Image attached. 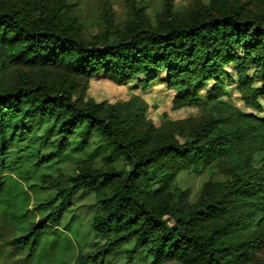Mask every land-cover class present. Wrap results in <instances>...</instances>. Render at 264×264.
I'll list each match as a JSON object with an SVG mask.
<instances>
[{
    "label": "trees",
    "instance_id": "obj_1",
    "mask_svg": "<svg viewBox=\"0 0 264 264\" xmlns=\"http://www.w3.org/2000/svg\"><path fill=\"white\" fill-rule=\"evenodd\" d=\"M172 2L156 23L132 3L126 29L87 39L65 3L0 0V250L39 261L62 227L78 235L74 205L92 195L94 240H75L76 264H251L264 251V5ZM97 75L161 81L206 115L162 129L140 98H87ZM231 85L253 111L226 99ZM184 171L211 174L195 201Z\"/></svg>",
    "mask_w": 264,
    "mask_h": 264
},
{
    "label": "rangeland",
    "instance_id": "obj_2",
    "mask_svg": "<svg viewBox=\"0 0 264 264\" xmlns=\"http://www.w3.org/2000/svg\"><path fill=\"white\" fill-rule=\"evenodd\" d=\"M51 4L57 6L65 3L70 12L77 17L78 23L82 30V35L91 39L96 35H104L107 30H124L128 22L134 18L131 9L132 3H135L146 14V17L151 23H156L165 17V2L166 0H48ZM211 0H173L172 10L176 13H183L188 7L194 3L203 2L210 3ZM250 1L253 9L262 7L264 0H243ZM26 71H32L25 69ZM36 68L34 72H38ZM228 94L226 99L231 100L238 107L245 111H253L244 105L235 86H227ZM175 91L167 87L161 81L153 82L149 87L142 88L138 82H130L127 84H117L113 80L104 75H97L93 77L86 91V97L94 99L98 102H108L116 104L120 102L130 101L135 98L144 100L148 105L149 119L153 121L158 127L162 129L167 128L171 123L174 125L185 124L186 120L191 119L192 122H198L204 118L206 111L199 106L193 104H184L176 106L173 102ZM263 111L258 112L264 115V98ZM74 163H69L63 169L65 171H73ZM211 177L210 172L202 175L189 174L188 172H181L177 177V184L185 189L191 190L192 200H196L200 194L203 183ZM94 197L84 196L77 199L74 205V214L78 217L76 229L78 235H71L63 227V237L56 249H52L50 241L43 249L39 256V261L32 264H76L75 258L78 254V247L75 240L79 244L90 249V240H94L93 236H88L85 240L86 234L89 232L91 218L94 210ZM73 213L66 215V220L72 216ZM71 240V241H70ZM87 241V242H85ZM80 246V244H79ZM26 253L16 254L10 248L0 250V264H31L25 260ZM264 261V251L259 252L255 261L251 264H258ZM120 258L113 257L110 259V264H122ZM166 264H175V262H168Z\"/></svg>",
    "mask_w": 264,
    "mask_h": 264
}]
</instances>
